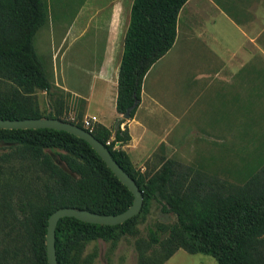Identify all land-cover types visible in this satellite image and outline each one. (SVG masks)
Wrapping results in <instances>:
<instances>
[{
    "label": "trees",
    "instance_id": "trees-1",
    "mask_svg": "<svg viewBox=\"0 0 264 264\" xmlns=\"http://www.w3.org/2000/svg\"><path fill=\"white\" fill-rule=\"evenodd\" d=\"M188 1L134 0L119 79V114L139 105L146 75L176 42L179 14ZM48 15L44 0H0V119L51 118L85 129L82 115L68 117L63 99L69 93L56 86L35 48ZM38 92L56 96L49 112L41 110ZM91 133L135 180L144 207L117 226L60 220L59 264H78L90 242L134 234L152 201L177 219L170 227L150 230L152 246L160 247L158 264L179 249L208 255L217 264H264V165L243 185L229 188L205 180L200 172L193 175L192 169L181 171L173 160L146 175L122 149L131 141L128 127L120 128L114 140L102 124ZM133 202L131 191L85 140L53 129H0V264H49L48 221L58 209L117 215Z\"/></svg>",
    "mask_w": 264,
    "mask_h": 264
},
{
    "label": "rangeland",
    "instance_id": "rangeland-1",
    "mask_svg": "<svg viewBox=\"0 0 264 264\" xmlns=\"http://www.w3.org/2000/svg\"><path fill=\"white\" fill-rule=\"evenodd\" d=\"M44 1L48 5L49 19L35 37L36 51L53 82L56 83L55 68L61 66L60 83L63 82L65 72L72 88L85 89L86 87L79 85L78 81L89 83L91 75L88 73L87 76L85 69H92L98 64V0ZM220 1L224 2L233 18L245 27L255 25V28L248 32L264 47V0ZM120 2L119 9L123 10L121 28H125L132 15L134 0ZM68 32L70 35L65 47V60L56 58L53 60L52 40L56 39L59 45V41ZM252 68L253 66L248 65L233 83L221 86L216 84L212 87L213 91L207 92L203 91L204 86H186L181 80L177 81L171 76L162 79L159 96L164 104L173 108L177 114L180 110L185 112L196 96L202 91L204 93L199 95L193 109L191 108L190 113L184 116L182 125L171 135L172 139L180 129L190 131L182 134L183 140L176 142V149L168 153L160 149L155 157L165 153L167 155L163 160L153 158L144 166L137 168L146 175H151L166 160H173L181 171L192 169L193 175L196 176V172H200L205 180L209 179L227 188L243 185L258 172L264 165V59L261 74L258 73V65L257 75L252 72L254 71ZM246 73L252 74V77L246 80L244 78ZM193 88L197 89L194 93ZM71 98L69 94L63 99L70 118L73 116L71 112H74ZM38 99L41 110L49 112L56 96L38 92ZM78 104L80 107L81 103ZM230 113L232 126L229 134L200 131L196 135L191 132L193 130L191 119L194 116L204 127H209L211 121L214 122L216 119L228 120ZM176 221L174 214L163 213L162 205L152 201L149 212L139 219L134 234L122 236L115 242L104 240L90 242L78 255V264H158L159 260L155 253L160 247L152 246L150 230H157L162 226L170 227ZM20 244L18 241L14 242L18 247ZM164 264H217V262L208 255H192L184 249H179Z\"/></svg>",
    "mask_w": 264,
    "mask_h": 264
},
{
    "label": "crops",
    "instance_id": "crops-1",
    "mask_svg": "<svg viewBox=\"0 0 264 264\" xmlns=\"http://www.w3.org/2000/svg\"><path fill=\"white\" fill-rule=\"evenodd\" d=\"M119 3L120 0H98V64L92 69H85L87 76L88 73L91 75L89 83L78 81L79 85L86 88H72L65 72L63 82L60 83L61 66L55 68L56 83L54 82L72 97V119L79 114L83 116V122L96 117V124H102L110 130L121 116L117 111L119 79L126 37L131 24L130 18L126 22L127 26L121 28L123 10L119 9ZM228 11L220 0H189L182 8L173 48L148 72L134 117L121 124V129L128 127L131 135L130 143L122 149L127 152L136 167L144 166L153 158L163 160L167 155L165 153L155 157L160 149L166 153L176 149V142L183 140L182 134L190 131L180 129L172 139L171 135L182 125L184 116L193 109L201 93L213 91L212 87L216 84L221 86L233 83L248 65L253 66L252 72L255 75L258 65V73L261 74L264 47L248 32L254 29L255 25L245 27ZM69 35V32L66 33L59 45L56 39L52 40L53 60H65ZM170 76L177 81L181 80L186 86L205 87L204 92L196 96L185 112L180 110L177 114L173 108L166 106L159 96L161 80ZM251 77L250 73L244 75L246 80ZM196 91L197 89L193 88L192 93ZM78 103H81L80 107ZM231 116L232 113L228 120L211 121L209 127H204L194 116L191 119V132L196 135L200 131L229 134L232 126Z\"/></svg>",
    "mask_w": 264,
    "mask_h": 264
},
{
    "label": "water",
    "instance_id": "water-1",
    "mask_svg": "<svg viewBox=\"0 0 264 264\" xmlns=\"http://www.w3.org/2000/svg\"><path fill=\"white\" fill-rule=\"evenodd\" d=\"M138 106V102L128 109L127 113L121 115L111 130V136L114 140L123 121L131 119L132 111ZM0 129L19 130V129H53L56 131H65L85 140L98 153L109 169L118 177V179L131 191L134 196L133 205L123 213L117 215H100L88 210L75 208H61L55 211L49 218L46 245L49 264H59L56 252V232L57 227L63 218H75L85 223L117 226L124 224L130 219L140 215L144 207V194L135 180L118 164L114 159L109 148L99 141L91 131H87L78 125L59 119L51 118H29L22 120H4L0 119ZM120 143L117 144V147Z\"/></svg>",
    "mask_w": 264,
    "mask_h": 264
},
{
    "label": "built area",
    "instance_id": "built-area-1",
    "mask_svg": "<svg viewBox=\"0 0 264 264\" xmlns=\"http://www.w3.org/2000/svg\"><path fill=\"white\" fill-rule=\"evenodd\" d=\"M96 122H97L96 117H91L89 119L84 120L83 124H84L85 129L91 131L94 128ZM108 144H111V140L110 142H108Z\"/></svg>",
    "mask_w": 264,
    "mask_h": 264
}]
</instances>
